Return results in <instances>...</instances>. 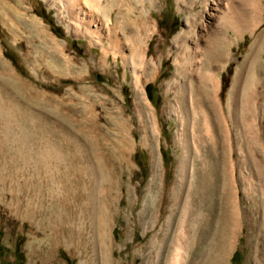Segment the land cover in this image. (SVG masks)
Here are the masks:
<instances>
[{
    "label": "rangeland",
    "instance_id": "obj_1",
    "mask_svg": "<svg viewBox=\"0 0 264 264\" xmlns=\"http://www.w3.org/2000/svg\"><path fill=\"white\" fill-rule=\"evenodd\" d=\"M88 1L118 42L66 17L59 0H0V58L41 96L61 155L93 157L90 142L103 154L127 147L111 167L112 264H264V103L236 125L224 96L247 44L258 36L264 47L258 4L223 0L209 17L215 0ZM35 168L24 171L33 183ZM9 196L0 264H103L96 228L92 241L53 243L57 206L30 218Z\"/></svg>",
    "mask_w": 264,
    "mask_h": 264
},
{
    "label": "bare ground",
    "instance_id": "obj_2",
    "mask_svg": "<svg viewBox=\"0 0 264 264\" xmlns=\"http://www.w3.org/2000/svg\"><path fill=\"white\" fill-rule=\"evenodd\" d=\"M59 1L64 7L66 17L71 16L87 27L93 26L95 29H91L90 33H104L109 41L118 42V31L108 26L101 14L91 9V5L87 3L90 1ZM222 2L223 0H215V5L209 6L208 12L206 11L207 16L213 17L214 10ZM252 2L258 4L259 13L263 17V1ZM253 10L256 13L257 9ZM40 97L17 80L0 58V129H3L0 134V196L3 198L2 191L6 190L10 195L8 202L12 210L30 218L38 216L40 211L57 206L58 211L60 210L58 215L55 217L51 212L47 217V229L53 243L68 246L72 242L81 243L84 239L92 241L96 228L103 264H112V241L109 237L111 214L108 207L114 201L118 180L116 181V174L111 167L116 166L118 160L125 161L127 147L119 146L115 152L107 151V154H103L96 143L90 142L93 157L82 153L78 160L61 155L59 147L61 149L64 144L62 142L59 147L53 144L50 136L57 138L58 135L53 134L55 128L52 132L50 130L53 125L48 120L49 111L46 112ZM32 128L37 133H32ZM48 133L52 134L46 137ZM48 158H54L53 161L60 162V166L57 169L52 168V165H48ZM261 160H264V156L259 158L258 163ZM32 164L37 168L35 171L39 170V179L35 183L29 174L24 173ZM30 183L35 188H30Z\"/></svg>",
    "mask_w": 264,
    "mask_h": 264
},
{
    "label": "crops",
    "instance_id": "obj_3",
    "mask_svg": "<svg viewBox=\"0 0 264 264\" xmlns=\"http://www.w3.org/2000/svg\"><path fill=\"white\" fill-rule=\"evenodd\" d=\"M262 13L264 14L263 7ZM247 33L243 32L241 36L234 33V37L241 39ZM253 39L245 47L242 57L240 56V59L236 60L234 72L230 76L224 92L225 98H234V108L229 109V112L235 114L236 125L239 124V119L241 122L243 119L247 123L251 121L253 115L260 112L259 105L256 104L264 103V58L261 57L264 47L258 36ZM226 101L225 99V105H222L221 101L220 108L225 113L228 112ZM250 126V130L253 129L251 124ZM249 142L252 145V142Z\"/></svg>",
    "mask_w": 264,
    "mask_h": 264
}]
</instances>
